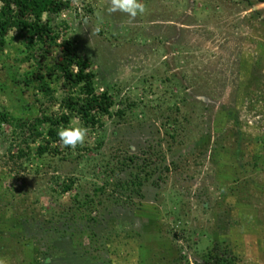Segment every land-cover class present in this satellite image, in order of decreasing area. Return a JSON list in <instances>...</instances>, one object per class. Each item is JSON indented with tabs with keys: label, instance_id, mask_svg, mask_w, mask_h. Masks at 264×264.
<instances>
[{
	"label": "rangeland",
	"instance_id": "1",
	"mask_svg": "<svg viewBox=\"0 0 264 264\" xmlns=\"http://www.w3.org/2000/svg\"><path fill=\"white\" fill-rule=\"evenodd\" d=\"M68 1L69 10L43 21L58 46L69 42L91 62L96 92L111 94L114 106L101 124L86 123L60 107L68 97L60 84L49 79L53 99L37 83L15 85L47 46L26 49L23 33L8 30L0 113L30 121L67 114L88 140L73 150L59 137L48 144L0 127V259L202 264L215 248L237 264H264V4L143 0L147 11L131 19L109 14L108 0ZM58 53L52 47L51 63ZM135 176L140 193L129 188L121 196L129 202L114 204V186Z\"/></svg>",
	"mask_w": 264,
	"mask_h": 264
},
{
	"label": "trees",
	"instance_id": "2",
	"mask_svg": "<svg viewBox=\"0 0 264 264\" xmlns=\"http://www.w3.org/2000/svg\"><path fill=\"white\" fill-rule=\"evenodd\" d=\"M254 1L255 3L248 1L249 7H253L255 4H264V0ZM13 6L16 10L12 9ZM70 6L71 4L68 0H6L0 10V45L4 46L6 44L5 36L9 29L18 28L23 33V43L26 49H33L38 43L47 46L44 54H33V63L35 65H29V69L33 71L26 72L25 79H14V84L23 83L28 86L32 83H37L42 94L53 99L56 91L51 87L50 79L52 84L55 83L54 87L57 88L58 84H60L68 92V97L61 101L60 107L66 108L72 114L76 113L83 122L101 124L102 117L109 116L114 106L112 95L108 92L102 94L96 92V76L89 71L92 66L91 62L80 56L69 42L58 46L56 39L59 36L54 33L49 21H43L44 15L60 14L69 10ZM54 46L59 48V53L53 64L49 61L48 55L51 54V49ZM246 75L248 74L246 73ZM254 82L259 87V85L263 84V77H255ZM249 85V83H245L242 86L247 88ZM69 122L70 115L67 114L59 117L42 115L30 121L20 118L14 120L0 113V127L3 124H9L14 128V131L24 132L29 130L32 133L31 136H36L43 142L47 141L49 142L48 144L58 140L57 132L60 125L67 127ZM38 151L40 155L45 154L48 152V147L40 146ZM134 161L133 158H130V162ZM74 184L75 182L67 184L64 192H69ZM142 186L143 181L138 176L133 177L131 180L121 179L114 186L115 189L110 192L112 195L110 199L114 204H126L129 201L121 202V196L125 194L124 191L132 188L134 193H140ZM106 187L107 185L105 184L97 188L95 196L102 198ZM91 204L94 205L95 202L88 200L84 203V206ZM90 220L96 222V218H91ZM214 249L203 256L202 264H237L238 259L227 250Z\"/></svg>",
	"mask_w": 264,
	"mask_h": 264
},
{
	"label": "clouds",
	"instance_id": "3",
	"mask_svg": "<svg viewBox=\"0 0 264 264\" xmlns=\"http://www.w3.org/2000/svg\"><path fill=\"white\" fill-rule=\"evenodd\" d=\"M146 11L147 6L143 0H108L107 12L109 14L120 12L131 19H135ZM96 31H99V28ZM57 135L62 147H69L74 150L77 146H83L86 143L88 129L81 126L77 120H73L69 122L67 127L61 126ZM0 264H5V261L0 259Z\"/></svg>",
	"mask_w": 264,
	"mask_h": 264
}]
</instances>
